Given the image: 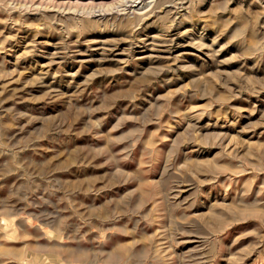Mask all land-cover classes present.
Segmentation results:
<instances>
[{
	"label": "rangeland",
	"instance_id": "374dc122",
	"mask_svg": "<svg viewBox=\"0 0 264 264\" xmlns=\"http://www.w3.org/2000/svg\"><path fill=\"white\" fill-rule=\"evenodd\" d=\"M263 208L264 0H0V264H264Z\"/></svg>",
	"mask_w": 264,
	"mask_h": 264
},
{
	"label": "bare ground",
	"instance_id": "6f19581e",
	"mask_svg": "<svg viewBox=\"0 0 264 264\" xmlns=\"http://www.w3.org/2000/svg\"><path fill=\"white\" fill-rule=\"evenodd\" d=\"M94 1V0H93ZM100 10V9H99ZM95 51V50H94ZM142 61V60H141ZM144 61V60H143ZM230 207H231V205H230ZM239 209V208H238ZM264 209V208H263ZM243 210V209H242ZM242 210L240 211V212H242ZM231 212V211H230ZM235 213V212H234ZM241 214V213H240ZM220 218V217H219ZM6 253H9V252H6ZM117 255V254H116ZM116 257V256H115ZM118 257V256H117ZM120 257V256H119Z\"/></svg>",
	"mask_w": 264,
	"mask_h": 264
}]
</instances>
